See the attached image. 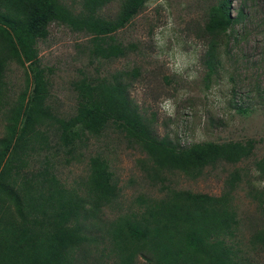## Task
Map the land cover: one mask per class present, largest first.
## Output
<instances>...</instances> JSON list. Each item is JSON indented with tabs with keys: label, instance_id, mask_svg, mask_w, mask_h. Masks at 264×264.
I'll return each instance as SVG.
<instances>
[{
	"label": "trees",
	"instance_id": "1",
	"mask_svg": "<svg viewBox=\"0 0 264 264\" xmlns=\"http://www.w3.org/2000/svg\"><path fill=\"white\" fill-rule=\"evenodd\" d=\"M114 1L80 0L75 6L68 0H0V120L5 122L0 138V264H85L92 229L109 240L114 264H136L139 257L145 264H254L240 255L237 244L227 242L240 224L234 203V191L243 181L239 169L229 173L222 195L163 185L168 190L163 197L138 195L133 207L108 221L102 210L119 202L122 189L106 156L89 155L87 174L76 186L68 187L56 174L60 154L67 164L80 162L86 140L111 129L145 154L138 163L151 185L164 183L177 171L195 179L208 166L236 164L254 152L253 139L181 147L169 135L159 138L156 113L144 116L131 98L130 82L140 76L136 67L105 77L83 72L74 82L76 113L54 114L49 103L54 69L42 63L39 43L57 23L88 34L83 53L92 61L126 57L138 44H123L117 32L149 0H118L114 18L101 15ZM232 11L230 0L211 5L196 31L210 37L207 86L222 67L218 38L244 20L242 9L236 15ZM13 63L24 69V87L15 99L8 80ZM95 71L102 72L99 66ZM238 110L248 112L242 106ZM35 163L40 167L34 169ZM255 169L258 175L247 183L263 179L264 157L256 161ZM251 196L264 212V189H255ZM250 240L264 246V227Z\"/></svg>",
	"mask_w": 264,
	"mask_h": 264
},
{
	"label": "rangeland",
	"instance_id": "2",
	"mask_svg": "<svg viewBox=\"0 0 264 264\" xmlns=\"http://www.w3.org/2000/svg\"><path fill=\"white\" fill-rule=\"evenodd\" d=\"M68 1L69 5L79 6L80 0ZM220 1L149 0L144 10L117 32L123 44L137 43L138 49L112 62L93 58L92 61L83 53L88 34L75 33L65 25L53 23L49 37L39 43L42 63L54 69L53 96L49 103L54 114L71 116L77 111L74 82L83 72L105 77L136 67L140 76L130 82L131 98L144 116L156 113L154 127L159 138L169 135L181 147L208 140L253 139L256 143L253 154L236 164L220 162L208 166L195 179L177 171L164 183L158 181L151 185L138 163L139 159L146 158L145 154L138 147H131L125 135L111 129L102 137L86 140L81 149L85 156L80 162L67 164L60 154L55 160V172L68 187H73L87 174L89 155L101 152L106 156L122 189L119 202L102 210L108 221L133 207L132 202L138 195L163 197L168 192L162 189L163 185L222 195L229 173L239 169L243 181L234 191V203L240 224L235 237L228 238L227 242L237 244L241 248L240 255H245L252 263L264 264V246L250 240L264 227V212L258 199L251 196L255 189H264V177L247 183L248 178L252 181L258 175L256 161L264 157V0H231L233 14L242 9L245 17L233 31L218 38L222 67L219 76L213 75L207 86L205 77L209 69L205 54L210 37L196 31L203 26L210 6ZM118 2L115 0L105 6L101 15L114 18ZM98 66L102 72L96 74ZM8 80L15 99L24 87V69L13 63ZM258 88L261 93H257ZM240 106L248 112H239ZM4 131L5 122L1 119L0 138ZM39 167L35 163L34 169ZM88 233L92 239L86 244L88 260L85 264H114L109 240L95 229ZM136 264H145V261L139 257Z\"/></svg>",
	"mask_w": 264,
	"mask_h": 264
},
{
	"label": "clouds",
	"instance_id": "3",
	"mask_svg": "<svg viewBox=\"0 0 264 264\" xmlns=\"http://www.w3.org/2000/svg\"><path fill=\"white\" fill-rule=\"evenodd\" d=\"M231 1V0H230ZM231 5H232V3H231ZM233 9V8H232Z\"/></svg>",
	"mask_w": 264,
	"mask_h": 264
}]
</instances>
